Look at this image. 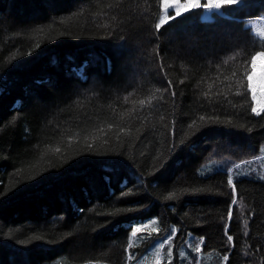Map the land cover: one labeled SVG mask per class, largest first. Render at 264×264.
<instances>
[{
    "label": "trees",
    "instance_id": "trees-1",
    "mask_svg": "<svg viewBox=\"0 0 264 264\" xmlns=\"http://www.w3.org/2000/svg\"><path fill=\"white\" fill-rule=\"evenodd\" d=\"M162 4L0 0V264H264V0Z\"/></svg>",
    "mask_w": 264,
    "mask_h": 264
},
{
    "label": "rangeland",
    "instance_id": "rangeland-1",
    "mask_svg": "<svg viewBox=\"0 0 264 264\" xmlns=\"http://www.w3.org/2000/svg\"><path fill=\"white\" fill-rule=\"evenodd\" d=\"M239 1L240 0H236V2ZM162 3V13L159 19V25L163 24L171 17L172 11L177 14L180 13L183 5H187L189 9L192 8L191 4H203L204 16L211 17L213 11L218 9L215 5L218 3L221 5L225 2L224 0H162ZM178 4H180L179 7L177 6ZM181 13H183V11ZM247 24L252 26L257 35L264 38V13L261 17L248 20ZM259 53H264V51L258 52L255 57H257ZM256 63L257 73L259 74L261 71H264V58L257 59ZM238 165L239 167H237ZM220 169L227 170L229 174H231L233 178V184H235L236 175L240 176L254 174L264 178V145L262 146L261 152L253 158H247L244 160H237L230 157L214 158L202 163L199 166V170L203 174ZM158 244L159 241L150 248L149 253L154 254ZM156 264H159V261H157Z\"/></svg>",
    "mask_w": 264,
    "mask_h": 264
},
{
    "label": "snow or ice",
    "instance_id": "snow-or-ice-1",
    "mask_svg": "<svg viewBox=\"0 0 264 264\" xmlns=\"http://www.w3.org/2000/svg\"><path fill=\"white\" fill-rule=\"evenodd\" d=\"M225 3H229V4H234L236 3V0H224ZM178 7L180 6V4L177 5ZM191 6L193 8L199 7L198 4H191ZM217 8H219L221 5L218 3L217 5H215ZM186 12L188 11V6L187 5H183L181 8L180 13H178L177 16L181 15V12ZM170 21V20H169ZM168 21H166L164 24H166ZM162 24V25H164ZM162 25H158V27L160 28ZM260 58H264V53H259L257 57L253 58L252 61V72L248 74L247 80H248V89L250 90L251 93V99L253 101V106L251 107V111L253 113H255L257 116H260L262 114H264V71H261L259 74L257 73V59ZM111 127V125L109 126ZM121 132H124V129H120ZM239 167V165L237 166ZM227 183L232 187L233 191H235V185L233 184V178L231 176V174H229L228 176V180ZM128 193H125V195H127ZM175 193H170V198L174 197ZM232 203L235 204L236 200L233 199ZM228 217L229 219H231L232 217V212L229 211L228 212ZM141 229L139 227L135 228L134 230H132L131 235L133 237L136 236V234L138 232H140ZM227 239L229 241L232 240V236H228ZM165 243H167V240H165ZM201 243H203V240H201ZM129 247H131V245L129 244ZM161 247H163V244L161 245ZM197 251H199V247H197L196 249ZM171 255V252L169 253Z\"/></svg>",
    "mask_w": 264,
    "mask_h": 264
}]
</instances>
